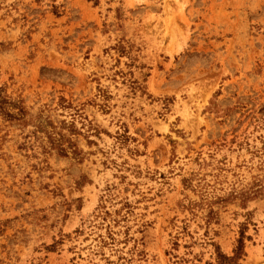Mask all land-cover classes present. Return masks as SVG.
Returning a JSON list of instances; mask_svg holds the SVG:
<instances>
[{
	"label": "rangeland",
	"instance_id": "1",
	"mask_svg": "<svg viewBox=\"0 0 264 264\" xmlns=\"http://www.w3.org/2000/svg\"><path fill=\"white\" fill-rule=\"evenodd\" d=\"M0 264H264V0H0Z\"/></svg>",
	"mask_w": 264,
	"mask_h": 264
}]
</instances>
